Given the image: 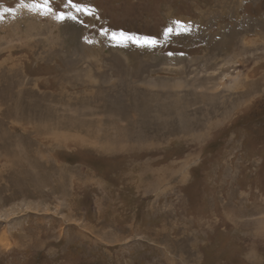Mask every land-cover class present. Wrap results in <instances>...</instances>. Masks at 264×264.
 Returning <instances> with one entry per match:
<instances>
[{
  "label": "rangeland",
  "instance_id": "rangeland-1",
  "mask_svg": "<svg viewBox=\"0 0 264 264\" xmlns=\"http://www.w3.org/2000/svg\"><path fill=\"white\" fill-rule=\"evenodd\" d=\"M79 2L0 0V264H264V0Z\"/></svg>",
  "mask_w": 264,
  "mask_h": 264
},
{
  "label": "snow or ice",
  "instance_id": "snow-or-ice-1",
  "mask_svg": "<svg viewBox=\"0 0 264 264\" xmlns=\"http://www.w3.org/2000/svg\"><path fill=\"white\" fill-rule=\"evenodd\" d=\"M24 8H31L32 10H42L43 15H52L58 21L65 22L67 20L77 21L83 23L79 20L77 14H87L94 15L95 9L85 6L79 0H64L63 10L54 8L52 6L51 0H33L32 3H25L24 0H20ZM5 11H12V9H6ZM0 19H3L0 16ZM174 27H167L164 32V38L170 39L173 36H180L182 34H188L192 31L191 26L181 20H176L173 22ZM101 35L105 36L112 42L115 46H128L129 43L135 44L139 47H157L160 41L157 38L151 36H141L131 34L125 31H111L110 29H103ZM93 43V41H88ZM171 55V53H169Z\"/></svg>",
  "mask_w": 264,
  "mask_h": 264
},
{
  "label": "bare ground",
  "instance_id": "bare-ground-1",
  "mask_svg": "<svg viewBox=\"0 0 264 264\" xmlns=\"http://www.w3.org/2000/svg\"><path fill=\"white\" fill-rule=\"evenodd\" d=\"M11 117V116H10Z\"/></svg>",
  "mask_w": 264,
  "mask_h": 264
}]
</instances>
